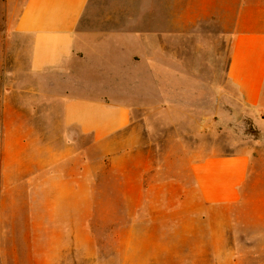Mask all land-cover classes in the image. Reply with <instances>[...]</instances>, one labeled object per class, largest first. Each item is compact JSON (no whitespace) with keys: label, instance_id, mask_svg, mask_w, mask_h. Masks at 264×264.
<instances>
[{"label":"crops","instance_id":"crops-1","mask_svg":"<svg viewBox=\"0 0 264 264\" xmlns=\"http://www.w3.org/2000/svg\"><path fill=\"white\" fill-rule=\"evenodd\" d=\"M88 1L0 0L6 28L0 51L16 71L14 85L38 100L37 106L51 110L42 120L52 138V142L47 139L40 144L45 159L39 166L46 169L31 178L29 195L32 221L36 199L38 211L43 212L31 233L46 238L49 264H83L86 260L96 264L100 258L97 237L109 235L117 242L123 229L127 243L133 244L141 235L144 245L179 247L182 236L193 237V213L184 218L181 212L165 211L166 188L177 190V196L168 197L174 205L180 203L182 189L193 191L194 186L206 208L227 207L249 195L255 175L264 166V151L242 150L190 160L188 185L175 175L167 178L165 159H153L168 152L153 148L152 116L138 114L139 106L115 95L105 78L112 64L110 49L90 50L77 32ZM193 3L197 4L193 12L199 13L198 18L214 12L226 13L228 18L235 12L226 76L246 109L264 122L260 117L264 115V0ZM215 4L218 7L214 9ZM150 17L143 16L142 34H126L131 84L138 83L134 77L142 73L135 71L137 62L154 65L152 59L156 55L160 59L159 48L156 55L151 52L149 32L157 29V38L162 35L164 18ZM137 44L139 50L133 51L130 47ZM100 61L108 66L103 67ZM162 73L165 70L156 72L159 76ZM158 125V132L166 128V124ZM83 139L86 144L80 141ZM184 152L193 156V148ZM100 186L110 188V194L102 198ZM118 191L127 206L125 218L119 223L110 212L105 224L109 231L102 232L103 219L97 217V206L118 203ZM183 220L190 223L183 225Z\"/></svg>","mask_w":264,"mask_h":264},{"label":"rangeland","instance_id":"rangeland-1","mask_svg":"<svg viewBox=\"0 0 264 264\" xmlns=\"http://www.w3.org/2000/svg\"><path fill=\"white\" fill-rule=\"evenodd\" d=\"M193 2L197 0H89L77 27L90 50L110 49L112 64L106 80L115 95L139 106L138 114L152 116L153 148L168 152L153 159H165L166 177L175 175L183 185L190 183L187 165L192 159L264 151V122L246 109L226 76L235 12L228 18L220 12L198 18ZM3 8L0 2V49L6 31ZM145 15L164 18L162 35L157 38V29L149 32L151 52L156 55L159 48L160 59L151 57L154 65L148 61L149 66L137 62L135 71L142 73L134 77L139 82L131 84L126 34H142ZM130 48L136 51L140 45ZM100 62L108 66L106 61ZM158 70L165 73L159 76ZM15 73L0 51V264H49L46 238L31 233L43 212L38 211L35 196L32 221L29 195L31 178L46 169L39 166L45 159L40 144L47 139L52 142V138L42 120L51 110L37 106L38 100L14 85ZM260 117L264 120V115ZM158 122L166 124L163 131H157ZM80 141L87 143L86 139ZM189 148H193V156L184 152ZM253 182L242 202L213 208L201 203L194 186L193 191L182 189L181 201L175 205L168 197L177 196V190L166 188L165 211L181 212L184 218L193 213V237L182 236L179 247L165 243L155 247L142 244L141 235L133 244L127 243L124 229L117 242L113 236L101 235L97 237L100 258L96 264H264V166ZM99 191L102 198L110 194L106 186ZM122 197L118 191V203L96 205L97 217L103 219L102 232L109 231L105 224L110 212L119 223L125 218L127 206ZM83 264H89L88 260Z\"/></svg>","mask_w":264,"mask_h":264}]
</instances>
